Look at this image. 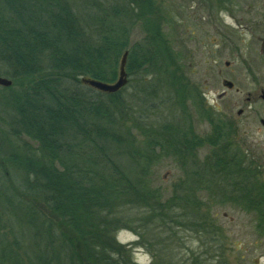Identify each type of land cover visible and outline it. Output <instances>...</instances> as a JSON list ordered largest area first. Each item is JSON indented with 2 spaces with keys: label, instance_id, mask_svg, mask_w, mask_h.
<instances>
[{
  "label": "rangeland",
  "instance_id": "obj_1",
  "mask_svg": "<svg viewBox=\"0 0 264 264\" xmlns=\"http://www.w3.org/2000/svg\"><path fill=\"white\" fill-rule=\"evenodd\" d=\"M67 1L77 3L79 15L89 5H123L116 20L129 30L131 46L152 41L156 48L151 70L130 77L120 89L117 126H110L116 140L105 142L106 152L100 153L110 179L122 173L150 200L108 195L109 219L85 216L81 228L96 231L114 221L112 236L122 247L125 262L118 260L123 264H264V130L256 133L258 113L243 101L234 107L229 98L216 101L225 90L227 62L238 75L246 59L264 65V0ZM3 71L0 66V77L12 80ZM213 104L227 116L230 108L236 117L244 108L238 117L248 131L242 147L256 150L254 159L216 167V150L205 142L212 125L204 111ZM8 109L0 112V190H12L13 177L20 181L23 175L6 159L25 156L23 147L37 151L38 145L26 134L13 133ZM183 118L203 145L179 151L153 143L147 151L150 134L144 128L160 131ZM5 199L7 193L0 191V227L11 237L3 207H10V200ZM46 237L40 231L37 248L47 244Z\"/></svg>",
  "mask_w": 264,
  "mask_h": 264
},
{
  "label": "trees",
  "instance_id": "obj_2",
  "mask_svg": "<svg viewBox=\"0 0 264 264\" xmlns=\"http://www.w3.org/2000/svg\"><path fill=\"white\" fill-rule=\"evenodd\" d=\"M74 4L0 0V66L2 74L12 79L10 86L0 85L6 99H1L0 112L8 107L13 133L26 134L38 144L37 151L23 147L25 156L6 159L23 175L20 181L13 177L19 195L7 186L0 190L10 200V207L5 203L3 207L11 233L8 237L0 227V264H123L118 260L123 259L122 247L112 236L114 221L96 231L81 228L80 222L85 216H110L108 195L122 201L150 200L149 193L135 189L122 173H112L116 178L110 179L100 154L106 152V143L116 140L110 126H117L122 89L104 92L82 78L115 81L128 51L130 81L151 70L156 48L152 41L131 46L129 30L116 20L125 11L117 9L123 5L91 6L89 2L84 15H79ZM206 109L210 121L212 110ZM144 130L150 134L147 151L153 143L162 150L179 151L204 144L185 118L160 131ZM223 130L215 124L205 142L217 145L213 139ZM225 150L215 151L217 162H222L216 163L218 168L233 167L225 163ZM40 231L47 234L43 248H37Z\"/></svg>",
  "mask_w": 264,
  "mask_h": 264
},
{
  "label": "flooded vegetation",
  "instance_id": "obj_3",
  "mask_svg": "<svg viewBox=\"0 0 264 264\" xmlns=\"http://www.w3.org/2000/svg\"><path fill=\"white\" fill-rule=\"evenodd\" d=\"M244 61V71L241 72L242 76L238 75L235 70L230 69L232 66L231 63H226L229 70L222 78V84L225 87V90L218 94L216 101L229 98L231 107L243 101V103L247 105V108L255 110L258 113V121L261 125L260 127H256V133H258L259 131L264 130V116H262V109L264 108V65L258 64L256 61L250 59ZM241 95L243 97H241ZM211 108L212 116L210 117V124L212 125V131L209 135L212 137L215 124L222 126L224 130L218 134L216 139H213L214 142H217V145H209L215 150L221 148L226 149L224 156L227 159L226 162L230 165L233 163V165H235L236 162H238V164H245L246 159H254L256 150L251 152L248 148L246 149L242 147L243 145H246L245 140L246 136H248V131L238 125V117L244 114V108L241 107L238 109V117L233 115V108H230L229 116L221 113V110L214 104L211 105ZM259 154L262 153L260 152ZM217 163L219 164L222 162Z\"/></svg>",
  "mask_w": 264,
  "mask_h": 264
},
{
  "label": "water",
  "instance_id": "obj_4",
  "mask_svg": "<svg viewBox=\"0 0 264 264\" xmlns=\"http://www.w3.org/2000/svg\"><path fill=\"white\" fill-rule=\"evenodd\" d=\"M127 55H128V51H126L121 58L120 66H119V76L116 82L109 83L88 77H83L82 81L104 92L114 93L119 91L128 83V74L126 72ZM11 84H12V80L6 77H0V85L10 86Z\"/></svg>",
  "mask_w": 264,
  "mask_h": 264
}]
</instances>
